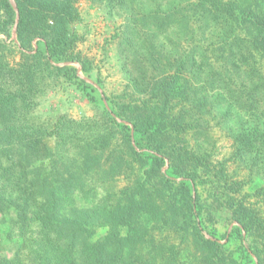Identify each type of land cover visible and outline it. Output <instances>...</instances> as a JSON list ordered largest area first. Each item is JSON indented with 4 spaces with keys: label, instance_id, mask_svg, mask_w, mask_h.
I'll return each mask as SVG.
<instances>
[{
    "label": "trees",
    "instance_id": "1",
    "mask_svg": "<svg viewBox=\"0 0 264 264\" xmlns=\"http://www.w3.org/2000/svg\"><path fill=\"white\" fill-rule=\"evenodd\" d=\"M76 1L14 0L20 49L7 43L15 11L0 0V213L23 240L0 264H176L178 245L193 256L189 235L197 264L233 263L222 245L197 232L196 203L185 183L160 171L168 161L171 176L187 177V157L197 170L201 159L188 154L186 131L194 120L203 134L206 121L194 119L195 110L203 114L212 103L205 90L218 87L212 100L225 104L224 117L235 105L253 120L233 130V158L249 177L264 180V78L253 65L256 57L264 60V0H88L121 19L112 41L125 84L105 95L109 110L71 66L54 65L81 64L70 28ZM11 45L18 58L9 62ZM81 70L89 72L83 64ZM66 77L78 80L95 114L42 119L39 101ZM201 164L206 169L205 156ZM217 177L226 182L221 170ZM118 178L123 187H115ZM99 194L95 209L72 205L74 196ZM256 197L263 213L234 198L222 204L264 264V185ZM102 225L108 231L95 238Z\"/></svg>",
    "mask_w": 264,
    "mask_h": 264
},
{
    "label": "rangeland",
    "instance_id": "2",
    "mask_svg": "<svg viewBox=\"0 0 264 264\" xmlns=\"http://www.w3.org/2000/svg\"><path fill=\"white\" fill-rule=\"evenodd\" d=\"M9 3L13 8L11 0H9ZM13 3L15 4L14 0ZM75 9L77 20L71 22L70 25L72 32L77 36L74 52L89 72L88 74L82 73L79 62L55 63L54 65L59 67L63 65L71 66L79 79L84 80L93 87L92 94L100 100L102 99L101 102L109 110L105 95L110 96L120 93L125 84L116 66L115 44L112 41L121 19L113 13L91 5L88 0H77ZM13 10L15 11V20L12 23L11 37L7 43L13 41L20 48L16 35V23L19 19L16 4ZM0 38L4 39L3 36H0ZM36 41L37 39L32 41L34 49L37 48ZM10 47L6 58L9 62H12L18 58V55L14 52L15 48L12 45ZM221 62V59H218L215 64L218 65ZM243 64L245 70H248V66L252 65V59L249 58V61L243 62ZM253 65L260 76L264 78V60L258 61L256 57ZM239 77L238 75V82ZM218 90V87H215L213 92L205 90L206 100L211 94L212 103L206 105L204 115L200 113L201 111L195 110L194 119L201 120L204 118V121H206V124L202 127L204 128L203 134H200V123H197V126L194 127V120L193 126L186 131L185 142L188 154L191 152L192 156L201 159L196 166L198 167L197 170H193L195 162L187 157L184 171H182L188 173L187 177L175 178L171 176V173L168 172V161H165L160 172L164 174L165 178L173 179L175 183H185V186L188 187V195L192 197L193 203H196L194 220L198 224L197 232L199 231V235L203 238L217 241L218 244L222 245L225 254L229 256L228 259L233 261V263L228 262L229 264H257V258L248 248L249 243L245 237V232L237 222L232 221L230 209L222 204L223 200L234 198L242 200L246 207L259 209L263 213L260 200L256 197V188L258 189L264 185V180L249 177V171H247L248 169L243 165V162L237 157L233 158L235 142L232 135L233 130L237 129L240 123H246L247 126L245 127L248 129L252 126L253 120L239 109L238 111L235 105H232L229 116L224 117L225 104L216 105L212 100ZM36 112L42 119L47 120H51L58 115H66L73 120H79L92 117L95 114V106L88 100L78 80L66 77L41 98ZM116 120L117 123L129 125L131 135H133V128L129 123L118 118ZM243 127L240 126L239 128ZM132 143L134 144L133 140ZM204 156L206 157V169H203L201 164ZM219 170L225 174L226 182L224 183H220L218 177L215 178V173ZM201 179H204L205 182L202 183ZM115 182L116 188L123 187L126 184L125 181L119 178ZM215 192L218 194L216 195ZM216 197H218V201H215ZM100 200H102L100 194L96 195V199L83 198L79 195L71 198L72 205L74 204L83 210L95 209ZM107 231V226H97L95 238L104 236ZM168 236L169 239L172 235L168 233ZM168 239L166 240L167 245L172 243V241L168 243ZM22 243L23 240L12 220L0 213V258L12 257L15 251H19ZM163 244L165 250V239H163ZM187 248L190 249L193 256H189L182 246L178 245V250L181 252L175 256L177 259L176 264H197L194 258L200 253L197 251L194 239L190 235L188 236ZM165 254H168L167 250ZM163 264H165V259Z\"/></svg>",
    "mask_w": 264,
    "mask_h": 264
},
{
    "label": "water",
    "instance_id": "3",
    "mask_svg": "<svg viewBox=\"0 0 264 264\" xmlns=\"http://www.w3.org/2000/svg\"><path fill=\"white\" fill-rule=\"evenodd\" d=\"M11 4H12L13 8H15V4L13 3V0H11Z\"/></svg>",
    "mask_w": 264,
    "mask_h": 264
}]
</instances>
